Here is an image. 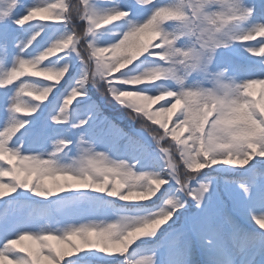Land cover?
I'll return each mask as SVG.
<instances>
[{
	"label": "snow or ice",
	"instance_id": "obj_1",
	"mask_svg": "<svg viewBox=\"0 0 264 264\" xmlns=\"http://www.w3.org/2000/svg\"><path fill=\"white\" fill-rule=\"evenodd\" d=\"M20 7L25 8V14L17 16ZM137 9L149 13L142 22L133 18ZM74 20L82 22L80 30L68 27ZM122 20L128 28L121 38L100 46L96 40L99 30ZM33 21L64 24L65 32L31 58L23 54L42 28L14 42L19 52L12 66L0 75V88L14 86L13 95L5 91L0 96V111L9 114L0 130V264H81L84 257L79 254L93 249L118 260L137 240L158 233L160 239L149 254L120 264H201L197 255L202 264H264V211L242 206L240 199L251 200L252 188L264 181V170L253 167L244 180L225 179L222 191L214 177L206 178L207 182L197 179L203 169L215 165L244 168L255 159L264 162V0H173L163 5L156 0H132L103 11L91 0H54L31 6L23 5L22 0H0V56L8 55V26L22 28ZM183 38L191 41V47L177 46ZM234 43L260 58V68L248 67L246 78L239 82L229 74L237 69L222 66L216 59L218 49ZM62 53L75 54L80 60L78 79L70 77L69 63L60 67L44 64ZM145 54L169 66L135 76L122 72ZM193 74L201 80L186 85ZM65 77L69 79L65 81ZM25 78L50 83L40 86ZM161 78L175 80L179 88L161 87L156 95L138 88ZM62 82L66 91L58 109L49 116L51 129L48 125L26 129L30 122L22 117L34 115L40 102ZM88 84L128 109L130 119L140 121L139 130L122 127L105 115L102 105L88 96ZM84 98L83 114L71 120V106ZM154 104L158 107L153 108ZM66 124L78 134V155L71 164L60 165L55 158L65 149L71 150L73 144L64 134L68 129L58 127ZM21 129H26L24 136L34 144L42 148L50 143L52 150H25V141L17 137ZM145 134L163 153L167 178L136 170L148 152ZM104 145H108L106 150H96ZM121 147L129 151L128 157L110 158L108 153ZM172 182L177 186L175 192L148 215L117 214L110 222H69L64 228L45 227L38 232L23 227L24 205L6 200L17 190L48 199L90 189L121 201L141 202L163 199L161 189ZM85 200L63 198L58 211L71 221L85 214L81 208ZM260 206L264 207V201ZM238 215L250 219L255 227H242ZM197 242L199 253L194 247ZM73 256L77 259H70Z\"/></svg>",
	"mask_w": 264,
	"mask_h": 264
},
{
	"label": "trees",
	"instance_id": "obj_2",
	"mask_svg": "<svg viewBox=\"0 0 264 264\" xmlns=\"http://www.w3.org/2000/svg\"><path fill=\"white\" fill-rule=\"evenodd\" d=\"M161 1H162L161 5L173 2V0H161ZM73 2H75V0H73ZM91 3L97 10L103 11V10L109 9V3H101L98 1H92V0H91ZM144 18H147V16L142 17L141 20ZM81 23L82 22L79 20H74L72 22V24L69 25L68 27L69 28L75 27V28H77V30H80ZM41 25H42V23H40V26ZM122 26H123V20L119 21V22H114L113 24L106 26L104 29L99 30V32L97 33V36H96L97 43L100 46H106V45H109L111 43L117 42L119 40V35L122 31ZM64 32H65V28H64L63 33ZM181 42L185 45L186 48L191 47V41L188 38H183L181 40ZM62 55H63L61 57V58H63L62 62L57 61L58 63L57 62L47 63L48 61H45L44 64L45 63H46L45 65L55 64L56 67H60L65 63H69L71 65L70 70H69L70 77H72L74 79H78L80 74H81V71H82V64H81L80 60L75 56V54L62 53ZM145 55L138 58L136 61L133 62V64L127 66L124 70H122V72L127 73L129 76H135V75H141L149 69L156 68L158 66V62L155 59L156 57L153 56L152 60H146L148 57ZM139 62L144 64L142 71L137 70V68H138L137 63H139ZM1 70H2V67L0 65V71ZM117 75H120V74H117ZM25 79L30 83L38 84L40 86H45L48 83H50V82H47L44 80H37V79H32V78H25ZM65 79H66V77H65ZM68 79H69V77H67V80ZM195 79H196V77L191 76V77H189L190 83H185V84L186 85H195L197 83V81ZM59 86L60 85H57V88ZM102 86H103V83L101 82L100 87H102ZM116 86L117 87H125V86L119 85V84H117ZM178 86L179 85H177L176 88L172 89L170 86H168L164 82H156L155 81V82L143 83V84L139 85L138 88L140 90H144V91L149 92L153 95H156V94H158L161 87H165V88H168L171 90H177ZM86 87L88 89V96L91 98V100L96 101L97 103H99L101 105H102V103H105L107 105V107H104L102 105V108H103L105 115H107L106 114V112H107L109 114V116L116 119L121 124L122 127L139 130L140 121L136 120L134 122L132 119H130V117L128 115V111H129L128 109L123 108L120 104H118L111 97H103L101 95V92L98 91L97 86H93L91 84H88ZM128 87L131 88V87H135V86H128ZM57 88L54 90V92L57 90ZM63 89L60 91V94L64 93ZM0 90H1V92L4 91V89H0ZM54 92H53V94H55L54 97H56L58 94H56ZM101 97H102V100H101ZM84 99H87V98H84ZM84 99H81V100H84ZM56 100L61 101L62 97H60V95H58L56 97ZM159 103H162V102H159ZM75 104H77V103H74L71 106L72 109H73V106ZM42 106H44V104L42 102H40V108L36 113L41 112ZM156 107H158V104L153 105V108H156ZM75 108H77V107H75ZM4 113H5V121H6L9 114L7 112H4ZM22 118L25 120H28L30 122L29 124L34 122V120H32V116H25ZM49 127L51 129V127H52L51 123L49 124ZM58 127L60 130L68 129L66 132H64V134L67 135L68 137H70L71 131H70L69 126H67V124L62 125V126H58ZM17 136H18V133H17ZM14 139H16V138H14ZM143 140L148 145V152L143 155L142 160L147 159V157L150 156V150H152V154H151L152 157L149 160H147V162L149 164V168H148L147 172L160 173L162 176H165V178H167L166 173H167L168 169L166 167V160L162 158L163 153L159 150V148H157L155 143L152 141L151 137H148L145 134L143 136ZM162 143H164L166 145L167 141L162 142ZM151 147H153L154 149H152ZM51 150H52L51 144L48 143L47 146L42 151H51ZM118 153L120 154V151H118ZM129 154H130L129 151L127 150V154H125L123 158H127ZM121 155L122 154H120L119 156H121ZM66 157H67V155L60 153L55 159L57 160V163L60 165L71 164L72 160H67ZM256 163H257L256 168L263 170L264 162H258V159L251 161L248 166H250L251 164H256ZM143 166H144V164L140 165V167H143ZM248 166H246V167H248ZM246 167L240 168V167H233V166H229V165H222L221 167L212 166V167L203 169L199 174H197V179L203 181V179H206L209 177H214L216 180V177H220L222 175L225 176L227 173L235 171L237 173V175L239 176L240 180H244L247 177V175L245 173ZM181 170L183 171V165H181ZM5 179H8V178H5ZM192 183L195 184L196 182L193 181ZM176 187L177 186L175 185L174 182L164 185L163 188L161 189V192L164 193L163 199L160 200V199L153 198V199L147 200V201H151V203H149V204L144 203L146 201H141L143 204H139L141 202H125V201H121V200H119V201H120L121 206L124 209H126L127 211L132 210L135 207L133 205L135 203H138L136 206L138 209L146 210V211L147 210H153L154 208H158V206H160L161 202L164 201V199H167L169 195H172L175 192ZM76 191H82L83 193H85L84 192L85 190H76ZM92 192H94V191H92ZM94 193H95V195H98L101 198V200L102 199L108 200L110 207H112V206L118 207V203L114 201V197H109L106 193H98V192H94ZM62 194H70V191L65 192V193H61L59 195H62ZM176 194L179 195V193H176ZM96 208H99V205H96ZM167 227H168L167 224L163 226V228H167ZM161 231H163V229ZM158 235H160V233H158L157 236L154 238H144V239L137 240L132 246H130V248L137 246L138 249L135 252H133L134 249L132 251L128 250V252L125 255L119 256L118 260L112 256H107V255H105V254H103V253H101L95 249L82 251L79 254V256L84 257L83 261H90L93 264H120V262H123V261H135V260H138L142 255H146L148 250H150L149 247L154 246L156 244V239H158ZM70 259L76 260L77 256H73ZM195 259L198 260V257L196 256Z\"/></svg>",
	"mask_w": 264,
	"mask_h": 264
},
{
	"label": "rangeland",
	"instance_id": "obj_3",
	"mask_svg": "<svg viewBox=\"0 0 264 264\" xmlns=\"http://www.w3.org/2000/svg\"><path fill=\"white\" fill-rule=\"evenodd\" d=\"M22 3H23V5H25V2H23V0H22ZM48 3H51V2H48ZM120 4H121V0H117V5H120ZM17 10H18L19 13H20V14L17 15V16H22V15L25 14V8H24V7L17 8ZM28 36H30V35H28L27 32H18V33L15 35V37L13 38V40H12V43H11V44H12V47H14V42L18 43V42L21 41V40H25V39H27ZM256 39L259 40V39H261V38H260V37H257ZM51 43H53V41L50 42L47 46H49ZM253 43H255V41H254ZM15 49H16V52H19V49H18V48L15 47ZM26 54H27V51H26L23 55H24L26 58H29V56H27ZM12 64H13V63H12ZM9 68H10V67H9ZM245 78H246V70H242V71L238 74V79H237V81L239 82L240 80H243V79H245ZM257 87H258V85L255 86V88H257ZM96 150H97V151H102L101 146H98ZM237 191H239L238 188H237ZM240 198H241V197H240ZM243 203H244V202H243ZM73 220L76 221V217H74L71 221H73ZM67 221H69V219H67ZM71 221H69V222H71ZM36 225H37L36 223L29 221V222H27L26 228H27V229H30V230H35V229H36Z\"/></svg>",
	"mask_w": 264,
	"mask_h": 264
},
{
	"label": "clouds",
	"instance_id": "obj_4",
	"mask_svg": "<svg viewBox=\"0 0 264 264\" xmlns=\"http://www.w3.org/2000/svg\"><path fill=\"white\" fill-rule=\"evenodd\" d=\"M108 63H112V61H108ZM141 82H143V81H141ZM132 233H129V238H131L132 237Z\"/></svg>",
	"mask_w": 264,
	"mask_h": 264
}]
</instances>
